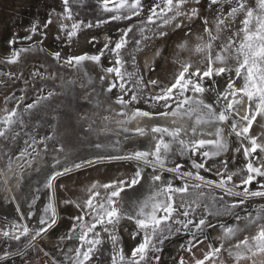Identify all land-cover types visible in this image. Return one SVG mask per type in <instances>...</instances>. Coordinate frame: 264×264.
<instances>
[{"label":"snow or ice","instance_id":"6c2138e0","mask_svg":"<svg viewBox=\"0 0 264 264\" xmlns=\"http://www.w3.org/2000/svg\"><path fill=\"white\" fill-rule=\"evenodd\" d=\"M60 2L62 11L50 10L43 23L34 19L24 29L25 35L21 36L18 31L11 33L7 41L11 51L0 63L17 64L22 55L42 52L50 56L57 67L74 69L84 77H88L86 65H94L101 70L99 80H107L103 91L112 93L117 90L112 102L118 107L109 105L105 108L109 115L101 117L103 125L99 130L93 129L95 121L87 113H77V118L88 123L89 131H97L98 135L111 134L116 140L111 145L99 141L94 143L96 154L78 162H68L67 156L61 159L60 154L65 152V148L57 141L51 149L56 153L49 165L51 170L42 185L47 198L43 209L39 214L33 209L40 199L38 187L30 196L28 211H21L14 190L22 188L29 171L39 170L34 168V164L42 153H48V142L55 138L54 135H46L38 139L34 131H25L28 127L25 114L31 115L34 110L43 109L53 97L67 94L78 83L79 77H60V91H57L55 84L48 87L47 83H41L38 88L35 87L37 80H57V74L49 73L44 64L28 73L31 80L24 79L23 72H0V76L9 79H23L27 87L33 88L34 95L31 103H24V94L5 96L4 106H0V144L6 146L0 149V158L4 161L0 167V190L9 194L6 199L14 205L18 217L0 228V246L4 249L0 252V264H6L15 257L21 259V264H34L29 250L47 258L42 264H65V261L67 264H91L94 257L99 259L100 246L104 243L102 233L107 234L112 246L111 264H148L149 260L160 264L159 254L163 252L165 242L178 235L188 237L179 245V250L187 254V259L180 255L176 264H225L221 259L222 251L233 264H241L242 261L245 264H264V222H260L264 217L259 214L253 217L250 213L245 217L236 215V221L246 222L245 229L255 227L251 234L235 242H232L233 237L244 231L238 223L225 226L209 220L210 216L231 215L234 209L240 208L249 199L264 198V131L259 134L251 131L254 123L264 130V0H152L147 9L143 0H96L100 12L107 15L87 22L77 20L75 16L78 13L73 11L74 4L82 5L85 0ZM206 13L214 14V26H209ZM134 18L139 19L136 21ZM237 18L240 26L213 54L220 33L229 29ZM196 20L203 25L202 34L192 31ZM123 21L133 23L118 29L119 35L115 39L105 36L101 43L95 35L87 37L86 42L93 48L100 44L95 52L62 56L61 51H49L42 46L47 39L46 30L53 23L59 33H63H58L55 39L64 40L65 46L70 47L85 30ZM177 30L184 32V39L176 45L178 52L185 50L188 39L195 35L198 42L193 51L204 54L199 62L201 66H194L190 60L176 59L179 69L167 83L146 78L137 64L136 54L143 53L154 40L165 41L170 32ZM37 36L39 39L33 40ZM26 41L32 43L27 47H14ZM162 52L161 47H155L152 63L145 60L142 68L154 72L155 58L160 57ZM228 53H231L235 65L228 63ZM126 65L133 70L128 71ZM41 68L45 70L41 71ZM217 78H223L222 87L218 86ZM237 80L241 81L239 85ZM91 83L90 77L87 83L79 81L80 88L85 90L81 99L88 102L95 93L94 87L87 88V84ZM205 93L214 94L211 103L205 101ZM10 101L13 107L8 108L6 105ZM141 103L148 105V109L137 106ZM157 105L158 111L154 110ZM96 107H100L98 101ZM134 121L135 126L129 127ZM142 121L161 123L142 126ZM113 124L116 127H111ZM225 127L228 129L227 136ZM232 135L239 141L232 150V161L239 153L245 163L243 167L229 171L228 160L216 158L229 151L228 137ZM22 136L27 137L23 140L24 146L18 152L11 151L13 142ZM121 137L124 141L135 137L150 139L143 150L107 151L108 147L118 148ZM179 157L187 158V171H181L184 165L179 162ZM113 161L135 162V171L130 176L107 183H91L86 189L87 199L82 201L66 195L57 202L58 188L64 189L63 184L56 183L59 178L75 170ZM146 168L151 169L153 193L125 208L121 193L139 184ZM201 170L217 179H208L201 175ZM166 172L171 174V178L164 177ZM233 177H237L238 182ZM173 180L181 181L180 185H174ZM190 188L198 192L195 199H186L183 195L189 193ZM100 189H103V196ZM61 206H70L75 212L67 217L70 225L58 240L64 243L75 239L78 243L75 248L67 250L60 244L55 245V251L63 255V259H57L40 245V241L58 226ZM32 217H35L34 227L29 226ZM123 220L135 225V230L129 234L131 238L140 237V242L128 256L120 245L119 228ZM217 227L221 235L215 237L219 244L214 247L211 242L206 243L209 241L207 232ZM22 238H26L23 244ZM201 245L204 247L201 248Z\"/></svg>","mask_w":264,"mask_h":264},{"label":"rangeland","instance_id":"374dc122","mask_svg":"<svg viewBox=\"0 0 264 264\" xmlns=\"http://www.w3.org/2000/svg\"><path fill=\"white\" fill-rule=\"evenodd\" d=\"M143 2L145 4V9H147V7L152 3V0H143ZM52 9H55L57 12L63 10L60 0H0V60H4L11 51L7 41L13 31H18L21 36L25 35L26 33L24 32V29L28 27L34 19H39L41 23H43L47 19L49 11ZM73 11L78 13L75 16L77 20H84L86 22L89 20L95 21L97 18H102L103 15H107L100 12L99 6L96 4V0H85L82 5L74 4ZM206 15H208L209 26H214V14L206 13ZM134 19L138 21L139 18ZM130 23H133V21L113 22L102 25L100 28L85 30L79 34L78 38L74 39V42L70 47L65 46L64 40L57 41L55 39L56 35L59 33V30L56 24L53 23L52 25H49V28L46 30L47 39L44 40L42 46L49 51H61L62 56L65 54L81 53L84 51L95 52L96 48L100 47V44H97L96 48H93L86 42L87 37L95 35L99 38L101 43L103 42L105 36H111L115 39L119 35L118 29H122L126 24ZM239 26V18H237L230 24L229 29H225L220 33V39L216 41V46L213 48V54L219 51L218 46L222 43H226L228 37L231 36L232 32L237 30ZM202 28L203 25L199 20H196L192 24L193 33L202 34ZM59 34L63 35V33ZM38 39V36L33 37V40ZM182 39H184L183 31L177 30L175 32H170L169 37L166 38L165 41L154 40L151 42L149 48H146L143 53L136 54L137 64L141 66V70L143 74H145L146 78H155L162 81V83H167L170 79H172L173 75L179 69V65L175 62L176 59L190 60L194 66H201L199 62L203 58L204 54L195 53L193 51L195 44L198 42L195 38V35L188 39L187 48L178 52L176 45ZM30 43L32 42L26 41L23 45H16L14 47H27ZM131 46L132 45L130 44L129 47ZM157 46L161 47L163 52L160 57L155 58V71L148 72L147 69L142 68V65L146 58H148L149 63H152V50H154V48ZM226 55H229L228 63L230 65H235V60L231 58V53ZM40 64H44L49 73L55 72L57 74V80L48 82H41L37 80L35 82V87L38 88L41 83H47L48 87H51L53 84H55L57 91H60V77H64L66 79H75L79 77V81H83L85 83H87L88 77H90L92 83L87 84V88L91 89L94 87L95 93L93 97L89 98L91 102L81 99V96L85 90L80 88L78 81V83L71 90L67 91V94L55 96L50 101L46 102V106L43 109L34 110L31 115L25 114V121L28 126L25 131H34L38 139L46 135H54L55 137L52 141L48 142V153H42L41 156L37 158V162L34 164V168H38L39 170L29 171L22 188L20 190H14L13 193L17 196V201L21 205V211L27 212L30 196L33 190L39 187L40 192L38 195L40 199L37 200L36 204L33 206V209L37 212V214H39L43 209L47 199L42 185L45 177L51 170L49 165L53 159V156L56 155V153L51 151L52 146L56 144L57 141L62 143L64 145L65 152L60 154L61 159H63L64 156H67L68 162L73 160L78 162L81 159L94 156L97 151L93 148L94 143L99 141L106 145H111L113 141L116 140V137L111 134L98 135L97 131H89L88 123L78 119L77 113H87L91 120L95 121V123L92 125L93 129L99 130V128H101L103 125L101 117L109 115V113L105 111V108H107L109 105H111L113 108L118 107L112 102L115 99L117 90L114 89L112 93L103 91L107 85V80H99V74L101 70L96 68L94 65H86L88 77H84L82 73H77L74 69H64L57 67L52 58L47 56L45 53L35 52L22 55L20 62L17 64L0 63V72H23L24 79L31 80L28 73L34 67H39ZM105 66H108L107 62H105ZM126 68L128 71L133 70L130 65H126ZM40 70L44 71L45 69L41 68ZM0 81H3V83H0V106H4V97L11 96L12 94H15L16 96H20L22 94L26 95L24 103H31L34 99L33 88L27 87L23 79H9L7 76H0ZM240 83V80L236 81L237 85ZM217 84L219 87H222L224 85L223 78H217ZM26 87L27 91L25 92ZM213 96L214 94L209 95L208 93H205V101L207 103H211ZM97 101L99 102L100 107H96ZM6 106L8 108L13 107V102L10 101ZM137 106L144 109H148L149 107L143 103ZM154 110L158 111L159 106L157 105ZM91 120L89 122H91ZM257 121H260L259 117H257ZM145 122L148 125L151 123H161V121ZM111 127L116 126L113 124ZM129 127H132V124H130ZM251 131L254 134H259L264 130L254 123ZM227 133L228 129L226 127L225 136H227ZM24 139H27V137L22 136L13 142L11 145V151L18 152L24 146ZM149 139V137H135L132 140L124 141L121 137V144L119 147H108L107 151L126 152L132 151L134 149L143 150L148 145ZM228 140L229 151L223 157H218L216 159H227L228 169L229 171H232L235 168L243 167L245 161L242 154L239 153L236 154L235 161H232V150L238 145L239 141L235 135L228 137ZM5 148V145L0 144V149ZM178 160L184 165L181 171H187L189 168L187 158L179 157ZM3 163V159L0 158V167L3 166ZM134 171L135 162L129 161H113L109 163L98 164L91 168L75 170L67 176H63L59 178L58 181H56L57 185H64L63 190L59 188L57 190V202L59 203V200L63 199L66 195L77 198L80 201L87 199L86 189L91 183L96 181H99L100 183H107L119 177L130 176ZM142 175L143 179L139 184L132 188H127L125 192L121 193V195H127L129 193L133 195L130 205L144 200L154 191L152 187L151 189L142 191L144 185L143 183L145 182L144 179H150L151 169L146 168ZM201 175H205L208 179H217V177L211 173L205 172L204 170H201ZM225 175H227V173H225ZM164 177L171 178V174L166 172L164 173ZM233 180L238 182L237 177H233ZM180 183L181 181L179 180H173L174 185L178 186ZM252 187L254 188L255 185ZM100 191L101 195L103 196V189H100ZM8 195V193L0 190V228L5 227L6 225L18 219L14 210V205L9 203L6 199ZM183 195L186 199H195L198 195V192L197 190L190 188L189 193ZM124 198L126 200H124ZM179 198L180 194H178L176 197L177 203L179 202ZM225 199L228 198L226 197ZM122 201L124 207L127 208V198L123 197ZM59 212L61 215V220L59 221L58 226L54 230H51L46 239L40 241V245L44 247L46 251H49L54 256H56L57 259H63V255L60 252L55 251V245L60 244L61 248L67 250V248H75L78 242L75 239L71 241H65L64 243L59 242L58 237L63 235L68 230L70 225V221L67 219V217L73 215L75 209L70 206H61L59 207ZM197 212L199 213L200 209H198ZM249 213L253 217L257 216V214H259L261 217H264V198L257 197L249 199L246 204L240 208L234 209L231 215L210 216L209 220L213 224H224L225 226L235 225L238 223L239 226L244 229V231L237 233V235L233 237L232 242H235V240L242 238L244 235L251 234V232L254 231L255 226L245 229L246 222L244 220L239 222L235 220L236 215L245 217ZM260 222H264V220ZM29 226H35V217H32ZM134 230V223L127 220L121 221L119 228V235L121 237L120 245L123 247L124 254L126 256L130 255L131 250L136 246V244L140 242L139 236L136 239H132L129 235ZM211 230L212 229H209L207 232L209 241H206V243L211 242L215 247L218 246L219 242L215 240ZM215 230L221 234L218 227ZM102 237L104 239V243L102 246H100L99 259L94 257L91 264H111L110 254L112 252V246L110 241L107 239V234L102 233ZM187 239L188 237L186 235H178L173 237L170 241H166L163 252L159 254L161 256L160 264H176V258H178L180 255H184L187 259V254L179 250V245ZM25 242L26 238H22L21 244ZM227 246L228 245L226 244L225 247ZM13 247H15V243H13ZM200 247L203 248L204 246L201 245ZM3 250V247L0 246V252ZM68 255H71V253H68ZM197 255L199 256L200 253L197 252ZM29 256L34 264H42V262L47 259L42 255H37V253L31 250H29ZM149 256H151V253H149ZM221 259L224 260L225 264H230L233 262L231 258H229L223 251L221 253ZM6 264H21V259L19 257H15L13 260L7 261ZM65 264H67V261H65ZM141 264H144V262H141ZM148 264H153V261L149 260Z\"/></svg>","mask_w":264,"mask_h":264},{"label":"bare ground","instance_id":"6f19581e","mask_svg":"<svg viewBox=\"0 0 264 264\" xmlns=\"http://www.w3.org/2000/svg\"><path fill=\"white\" fill-rule=\"evenodd\" d=\"M149 56V55H148ZM144 57H145V54H144ZM150 58V57H149ZM147 60H148V58H146ZM145 59V60H146ZM181 123H183V121H181ZM135 124H136V122L134 121L133 123H132V127H134L135 126ZM146 124V122L145 121H142L141 122V125L143 126V125H145ZM223 126V125H222ZM226 128V127H225ZM212 129H209V131H211ZM144 185H143V188H142V191H145L146 189H151V181H150V179H144ZM149 195H151V194H149ZM121 196H123V197H126L127 198V200H128V204H126V207L127 208H129L130 207V204H131V200L133 199V195L131 194V193H129V194H125V195H121ZM123 197H122V199H123ZM148 197V196H147ZM141 198V197H140ZM143 199V198H142ZM124 200H126L125 198H124ZM123 202V201H122ZM212 231V235L214 236V238L215 237H217V236H219V235H221L219 232H217L215 229H212L211 230ZM46 239V238H45ZM216 240V239H215ZM217 242H219L218 240H216Z\"/></svg>","mask_w":264,"mask_h":264},{"label":"crops","instance_id":"0c3cea01","mask_svg":"<svg viewBox=\"0 0 264 264\" xmlns=\"http://www.w3.org/2000/svg\"><path fill=\"white\" fill-rule=\"evenodd\" d=\"M230 264H233V262H232V263H230ZM241 264H245V262H243V261H242V262H241Z\"/></svg>","mask_w":264,"mask_h":264}]
</instances>
